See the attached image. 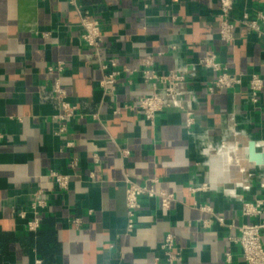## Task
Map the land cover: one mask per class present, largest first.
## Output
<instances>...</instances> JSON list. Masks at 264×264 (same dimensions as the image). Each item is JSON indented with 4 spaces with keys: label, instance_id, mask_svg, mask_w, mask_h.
<instances>
[{
    "label": "crops",
    "instance_id": "1",
    "mask_svg": "<svg viewBox=\"0 0 264 264\" xmlns=\"http://www.w3.org/2000/svg\"><path fill=\"white\" fill-rule=\"evenodd\" d=\"M246 4L264 10V0ZM82 10L100 19L102 52L122 65L136 66L155 55L158 68L167 70L215 51L231 71L264 77V40L242 26L233 43L218 39L220 0H77V5L0 0V264H155L168 233L183 252L177 264H246L233 237L242 224L264 218L242 214L245 201L264 196L263 168L248 158L251 141L264 151V89L258 105L249 101L247 82L209 93L215 75L201 69L190 85L197 99L193 128L175 108L151 123L122 108L150 91L141 77H121L115 95L100 89L102 71L82 40ZM171 43L179 49L171 50ZM61 60L66 63L62 84L78 105L65 134L56 133V75L47 71ZM233 119L240 132L236 138L229 133ZM235 139L241 143V166L204 150ZM53 170L71 175L68 190L57 188L49 177ZM126 179L141 184L157 179L156 188L178 200L166 210L157 198L145 197L136 229L128 232ZM203 182L209 190L190 191ZM39 190L47 204L40 226L30 230V204ZM194 202L210 205L212 212L194 208ZM216 215L226 224L203 226V219Z\"/></svg>",
    "mask_w": 264,
    "mask_h": 264
},
{
    "label": "built area",
    "instance_id": "2",
    "mask_svg": "<svg viewBox=\"0 0 264 264\" xmlns=\"http://www.w3.org/2000/svg\"><path fill=\"white\" fill-rule=\"evenodd\" d=\"M77 5V0H69ZM247 0H220L219 27L217 31L218 39L231 44L235 40L236 30L239 26L246 29L248 33H254L259 39L264 40V10H251L246 4ZM81 25L83 27L82 40L92 50L93 58L100 66L102 77L99 80V87L106 95H115L118 84L123 76L138 75L142 81L150 85V91L147 94L135 98L134 101L123 105V109L133 110L140 113L144 119L155 123L158 116L165 110L175 108L185 114V125L192 129L196 124L195 104L196 97L192 95L190 85L197 71L203 69L211 71L215 77L207 87L209 93L216 90H231L241 87L247 82L249 101L258 105L260 94L264 89V77L256 72L243 73L233 72L229 69V63H223L215 51H209L199 57L198 61L184 63L178 67L167 70H160L155 55H147L140 60L136 66L122 65L117 57L106 55L102 52L105 44V34L100 19L95 17L90 11L82 10ZM170 49L176 51L179 49L177 43H171ZM159 52L158 56L164 55ZM65 61H58L54 65H49L47 71L56 75L52 86V97L56 100L59 111L52 115V118L59 123L57 134L68 132L69 119L78 115V105L69 99V94L61 81V74L65 70ZM189 94V95H188ZM120 108L115 109L119 113ZM95 118L98 114L93 115ZM230 135L236 138L240 132L237 129V123H233L229 129ZM2 135L0 134V140ZM241 143L235 139L232 145L226 141L219 144L210 143L204 148L206 151L226 156L230 163L238 166L242 165L243 157L240 155ZM128 154V151H124ZM258 165V164H254ZM72 166H77L76 159ZM260 173V185L264 189V165ZM255 173H251V176ZM49 177L52 178L59 190L65 191L70 187L71 175L59 171H51ZM157 179H151L145 184H141L131 179H126V208H127V231L133 232L137 225V214L142 207V199L145 197H155L158 199L162 208L170 210L178 196L166 190H158L155 186ZM210 189L208 182L198 183L190 187L192 193L207 191ZM47 202L43 196V191L34 193L30 208L34 213V219L29 221L30 230H36L40 226V211L46 206ZM194 208L205 212H212L208 204L194 202ZM24 215V212L21 213ZM242 214L247 217L264 216V196H259L253 201H245L242 207ZM216 221L225 225L226 219L223 216L216 215L214 219H203L204 227H210ZM78 225V218L73 221ZM240 234L233 237L242 251L246 264H264V218L261 222H247L239 227ZM162 255L154 259V263H160L161 260L167 264H177L183 261V252L176 243L173 233H168L160 244ZM231 253H226L227 261H231Z\"/></svg>",
    "mask_w": 264,
    "mask_h": 264
},
{
    "label": "water",
    "instance_id": "3",
    "mask_svg": "<svg viewBox=\"0 0 264 264\" xmlns=\"http://www.w3.org/2000/svg\"><path fill=\"white\" fill-rule=\"evenodd\" d=\"M248 158L253 163L264 165V151H259L254 141H251L249 144Z\"/></svg>",
    "mask_w": 264,
    "mask_h": 264
}]
</instances>
